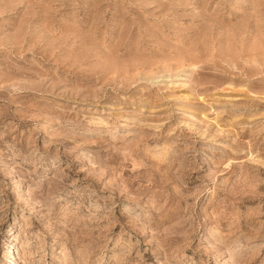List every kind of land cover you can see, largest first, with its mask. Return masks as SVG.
Wrapping results in <instances>:
<instances>
[{
	"label": "rangeland",
	"instance_id": "1",
	"mask_svg": "<svg viewBox=\"0 0 264 264\" xmlns=\"http://www.w3.org/2000/svg\"><path fill=\"white\" fill-rule=\"evenodd\" d=\"M0 264H264V0H0Z\"/></svg>",
	"mask_w": 264,
	"mask_h": 264
}]
</instances>
